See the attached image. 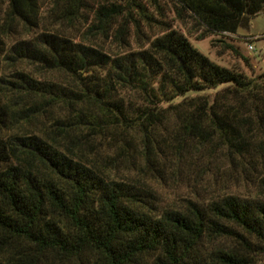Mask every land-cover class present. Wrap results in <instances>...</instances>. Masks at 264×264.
Instances as JSON below:
<instances>
[{
	"label": "trees",
	"instance_id": "1",
	"mask_svg": "<svg viewBox=\"0 0 264 264\" xmlns=\"http://www.w3.org/2000/svg\"><path fill=\"white\" fill-rule=\"evenodd\" d=\"M170 1L201 37L264 11V0ZM152 19L146 0H0V66L16 65L0 76V264H264V73L215 63L168 24L136 50L96 42ZM15 97L32 99L27 119L62 114L43 133L7 134ZM216 155L252 166L262 195L158 206L148 181Z\"/></svg>",
	"mask_w": 264,
	"mask_h": 264
},
{
	"label": "rangeland",
	"instance_id": "2",
	"mask_svg": "<svg viewBox=\"0 0 264 264\" xmlns=\"http://www.w3.org/2000/svg\"><path fill=\"white\" fill-rule=\"evenodd\" d=\"M101 1V0H99ZM160 9L153 5L152 0H146L148 11L153 15L149 22L141 23L140 30L131 25L124 36V42L114 36H100L96 40L107 52L136 50L147 45V40L160 34L165 25L182 32L200 52L208 56L215 63L243 72L248 77L264 73V11L253 16L248 28H239L236 34L225 36L208 34L201 37L202 29L190 20H180L170 0H158ZM50 6L46 1L41 5L42 24L41 29H52L54 20L49 12ZM60 27L70 35H75L76 40H84V26L79 30L65 23ZM253 45L254 50L248 49ZM15 66L4 62L0 66V76L11 78ZM19 68L29 72L33 77L40 79L48 76L34 64L21 63ZM60 76V75H59ZM13 100V99H12ZM17 115L10 117L11 131H32L43 133L50 130L55 117L62 112L52 109L51 112H43L30 119L26 117L32 112L28 111L32 99L26 97L14 98ZM114 178H121L122 172L113 171ZM257 173L252 166L242 165L239 161H226L219 155L210 157H196L184 161L178 174L168 172L163 178L150 180L147 183L156 194V203L161 208L179 207L185 204V199L190 198L200 202H207L224 195L234 194L241 198L261 196V189L257 183Z\"/></svg>",
	"mask_w": 264,
	"mask_h": 264
},
{
	"label": "built area",
	"instance_id": "3",
	"mask_svg": "<svg viewBox=\"0 0 264 264\" xmlns=\"http://www.w3.org/2000/svg\"><path fill=\"white\" fill-rule=\"evenodd\" d=\"M248 49H250L251 51H252V50H254V47H253V45H251V44H250V45H248Z\"/></svg>",
	"mask_w": 264,
	"mask_h": 264
}]
</instances>
